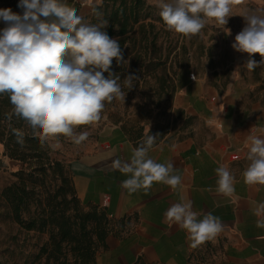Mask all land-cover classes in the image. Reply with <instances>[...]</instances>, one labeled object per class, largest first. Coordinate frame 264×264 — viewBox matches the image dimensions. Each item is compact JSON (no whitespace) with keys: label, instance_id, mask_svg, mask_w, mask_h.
Segmentation results:
<instances>
[{"label":"clouds","instance_id":"clouds-1","mask_svg":"<svg viewBox=\"0 0 264 264\" xmlns=\"http://www.w3.org/2000/svg\"><path fill=\"white\" fill-rule=\"evenodd\" d=\"M244 0H157L159 15L166 28L184 37L199 35L205 26L214 22L225 28L234 16L233 4ZM22 14L11 8L0 9V96H7L11 110L5 113L8 121L13 117L23 120L41 146L60 137L80 144L89 136L81 127H95L105 118L107 103L126 94L120 77L111 71L113 60L121 64L123 51L117 39L105 29L108 21L95 6L93 15L97 23L86 22L67 0H19ZM245 26L235 36L232 48L247 53L246 67L254 70L264 65V7L243 9ZM259 54L257 62L252 57ZM107 73V76H105ZM135 75L124 78L123 87H135ZM194 79V77H193ZM17 143L23 145L25 132L12 129ZM159 135V134H157ZM157 135L147 134L136 147L130 160L115 159L112 163L128 178L121 187L128 193L147 191L153 183H164L173 191L182 185V177L175 174L171 162L159 163L148 156L156 144ZM249 161L242 172L246 185L264 186V138L249 135ZM216 191L231 198L235 193V176L227 165L215 169ZM256 224L264 228V202L254 211ZM191 201L174 203L164 213L166 223H174L184 230L193 248L215 240L223 231L220 217L211 212L198 219Z\"/></svg>","mask_w":264,"mask_h":264},{"label":"crops","instance_id":"crops-1","mask_svg":"<svg viewBox=\"0 0 264 264\" xmlns=\"http://www.w3.org/2000/svg\"><path fill=\"white\" fill-rule=\"evenodd\" d=\"M255 1L264 5L261 0H244ZM241 79L233 71L227 86L190 78L179 84L177 93L188 98L182 106L206 128L202 135L157 143L148 153L156 162L173 164L175 174L182 177V185L175 191L164 183H153L147 191L135 193L121 187L128 177L114 170L112 163L117 158L130 160L140 142L120 127L70 162L83 204L98 205L125 224L122 233L108 237L107 248L98 253L95 264H192L203 250L217 252L214 264H264V228L257 227L254 214L264 202V186L246 185L242 176L249 163L248 136L264 138V103L256 89L242 84ZM221 164L235 176L231 198L216 191L215 169ZM181 198L192 202L198 219L209 212L220 217L224 231L215 240L193 248L184 230L165 222L164 213Z\"/></svg>","mask_w":264,"mask_h":264},{"label":"rangeland","instance_id":"rangeland-1","mask_svg":"<svg viewBox=\"0 0 264 264\" xmlns=\"http://www.w3.org/2000/svg\"><path fill=\"white\" fill-rule=\"evenodd\" d=\"M67 0L76 9L78 15L86 22L97 23L93 15L95 6L102 13L101 19L108 21L105 29L107 34L115 20V34L111 38L119 41L123 51L124 61L117 64L115 59L111 71L120 77L122 89L126 94L125 100H113L107 103L103 118L95 127H81L78 132L88 131L89 136L80 144L71 139L60 137L59 144H46L50 159L59 161L69 169L70 162L90 151L94 143L101 137L122 128L131 138H144L147 134L157 135L156 143H171L176 140L204 133L205 123L182 105L188 103L187 95L177 93L179 84L190 78L192 82L207 81L211 85L227 86L233 80V71L241 75V83L256 89L260 101L264 103V65L254 70L246 67L249 59L247 53L237 52L232 48L235 36L243 29L245 22L239 13L247 8L255 10L264 7L260 2H244L233 4L234 16L229 18L225 28L221 29L214 22L208 23L199 35L184 37L169 31L156 6L157 0ZM264 3V0H261ZM19 0H0V9L11 8L13 12L22 14L17 5ZM259 4V5H258ZM124 15H130L128 31L120 34ZM138 19L137 22L135 20ZM6 25L0 21V29ZM257 62L261 57L254 54ZM135 75V87L128 91L123 87L124 78ZM107 76V73H105ZM194 77V79H193ZM4 96H0V100ZM5 98L8 97L5 95ZM9 100V99H8ZM5 117V116H2ZM6 118V117H5ZM19 120V119H18ZM10 124V121L3 120ZM10 127V126H9ZM22 130L29 137H33L31 129L22 120ZM0 144H2L0 142ZM30 152V151H28ZM31 171L29 164L11 158L5 154V148L0 145V264H81L79 261L78 231L62 240L60 251L49 259L51 249V227L48 230L27 229L19 223L12 206L3 195L5 188L19 180V171ZM62 184L59 174L50 172L44 189L54 190ZM39 191H42L39 189ZM68 200L72 201L71 194ZM69 213H75V204L69 202ZM32 212L36 207H32ZM90 208L83 207L80 214L90 212ZM78 213V212H76ZM101 210L96 215L101 216ZM29 218V213H24ZM97 220L90 221V226L96 225ZM119 224L110 219L108 229L119 230ZM102 248L99 250V252ZM217 255L215 250H203L192 264H214ZM155 264V263H150Z\"/></svg>","mask_w":264,"mask_h":264},{"label":"trees","instance_id":"trees-1","mask_svg":"<svg viewBox=\"0 0 264 264\" xmlns=\"http://www.w3.org/2000/svg\"><path fill=\"white\" fill-rule=\"evenodd\" d=\"M137 2L142 3L143 1L137 0ZM97 9H99V6ZM124 17L120 34L128 31L130 23L131 16L124 15ZM115 20L116 18L112 20L113 23L109 30L108 35L110 37L115 34ZM137 21L138 19L135 20V22ZM10 110L9 100L4 96L0 100V142L4 145L6 155L24 164H29L31 167L30 172H26L25 169L19 171V180L3 191L4 197L12 206L16 220L30 230L39 229L45 231L48 230V227L49 229L51 227V232L53 233L51 234V249L49 250L48 246H44L45 251H50L48 260L61 249L62 241L58 240L57 236L61 235L62 240H66L73 230L76 229L79 234V261L81 264H95L99 250L107 248L108 237L111 234H120L124 231V222L113 219L105 209L98 205L83 204L77 194L70 165L67 171L64 164L51 160L49 149L46 145L41 146L38 138L29 137L25 134L23 145L17 143L12 129L22 130V120L13 117L10 124H4L3 120L7 119L2 116H5V113ZM132 139L140 143L142 141V138ZM52 171H54V174H59L62 182L53 191L44 189L47 176ZM38 187L42 191H39ZM68 194H71L72 201L68 200ZM69 202L75 204L74 208L78 213H69ZM33 206L36 207L35 212L31 211ZM83 207L90 208L91 211L79 216V212ZM97 210H101V216L96 215ZM24 213H29L28 219L24 218ZM110 219L119 224L120 228L116 232L108 229ZM92 220H97L96 225L93 227L90 226V221Z\"/></svg>","mask_w":264,"mask_h":264}]
</instances>
